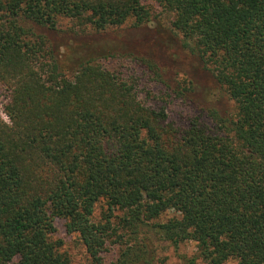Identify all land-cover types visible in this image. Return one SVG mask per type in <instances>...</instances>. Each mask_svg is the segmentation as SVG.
Segmentation results:
<instances>
[{
  "label": "trees",
  "instance_id": "1",
  "mask_svg": "<svg viewBox=\"0 0 264 264\" xmlns=\"http://www.w3.org/2000/svg\"><path fill=\"white\" fill-rule=\"evenodd\" d=\"M148 1L0 0V264H72L56 220L93 264L111 244V264H155L156 239L194 242L188 264H264V0ZM155 6L233 102L215 129L39 31L140 28Z\"/></svg>",
  "mask_w": 264,
  "mask_h": 264
},
{
  "label": "rangeland",
  "instance_id": "2",
  "mask_svg": "<svg viewBox=\"0 0 264 264\" xmlns=\"http://www.w3.org/2000/svg\"><path fill=\"white\" fill-rule=\"evenodd\" d=\"M162 11L155 6L151 22L140 28L127 24L96 33L77 29L70 21L63 20L55 31H39L57 45L61 53L71 47L75 48L74 57L99 58L107 69L134 83L140 100L146 105L164 106L169 121L176 126H186L191 119L199 117L202 123L215 129L208 118L209 112L216 110L227 116L233 110V102L228 100L200 56L186 49L181 37L173 32L172 16ZM8 101L9 94L0 84V113L6 122L4 106ZM170 216L172 214L165 218ZM55 226L53 239L63 242V251L70 256L72 264H93L79 236L69 234L63 220H56ZM152 245L156 250L155 264H188L197 254L194 242L183 243L177 249L157 239ZM109 247L104 264H111L119 257V245ZM194 264L207 263L199 258Z\"/></svg>",
  "mask_w": 264,
  "mask_h": 264
}]
</instances>
